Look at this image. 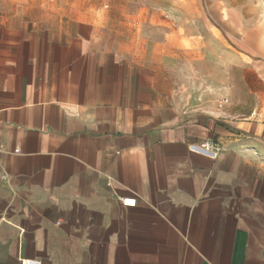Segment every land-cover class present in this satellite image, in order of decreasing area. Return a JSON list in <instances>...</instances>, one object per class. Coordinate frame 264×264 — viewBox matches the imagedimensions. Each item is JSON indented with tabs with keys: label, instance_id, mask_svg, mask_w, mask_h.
I'll return each mask as SVG.
<instances>
[{
	"label": "crops",
	"instance_id": "0c3cea01",
	"mask_svg": "<svg viewBox=\"0 0 264 264\" xmlns=\"http://www.w3.org/2000/svg\"><path fill=\"white\" fill-rule=\"evenodd\" d=\"M89 8L0 0V264H264V100L185 109Z\"/></svg>",
	"mask_w": 264,
	"mask_h": 264
},
{
	"label": "rangeland",
	"instance_id": "374dc122",
	"mask_svg": "<svg viewBox=\"0 0 264 264\" xmlns=\"http://www.w3.org/2000/svg\"><path fill=\"white\" fill-rule=\"evenodd\" d=\"M69 1L94 6L88 11L119 34L121 48L142 60L161 58L185 109L244 116L264 100L248 72L264 55V0Z\"/></svg>",
	"mask_w": 264,
	"mask_h": 264
},
{
	"label": "built area",
	"instance_id": "2783aa9c",
	"mask_svg": "<svg viewBox=\"0 0 264 264\" xmlns=\"http://www.w3.org/2000/svg\"><path fill=\"white\" fill-rule=\"evenodd\" d=\"M197 149L207 152L208 154L215 156L217 153V148L215 143L210 140H204L202 143L198 145H194ZM121 203L124 206H134L136 203V198L133 196H126L121 198ZM59 220L56 221V224H59ZM21 264H40V261L37 259H22Z\"/></svg>",
	"mask_w": 264,
	"mask_h": 264
},
{
	"label": "bare ground",
	"instance_id": "6f19581e",
	"mask_svg": "<svg viewBox=\"0 0 264 264\" xmlns=\"http://www.w3.org/2000/svg\"><path fill=\"white\" fill-rule=\"evenodd\" d=\"M258 37V36H257ZM259 38V37H258ZM260 39V38H259ZM262 42V41H261ZM262 48V47H261Z\"/></svg>",
	"mask_w": 264,
	"mask_h": 264
}]
</instances>
